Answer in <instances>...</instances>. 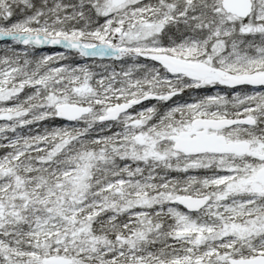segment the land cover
<instances>
[{"label": "snow or ice", "instance_id": "snow-or-ice-1", "mask_svg": "<svg viewBox=\"0 0 264 264\" xmlns=\"http://www.w3.org/2000/svg\"><path fill=\"white\" fill-rule=\"evenodd\" d=\"M0 264H264V0H0Z\"/></svg>", "mask_w": 264, "mask_h": 264}]
</instances>
